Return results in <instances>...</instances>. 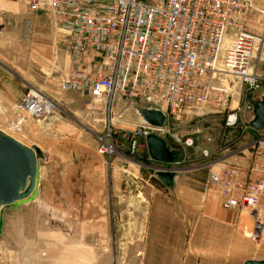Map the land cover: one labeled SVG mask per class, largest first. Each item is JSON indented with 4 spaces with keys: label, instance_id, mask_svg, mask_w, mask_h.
I'll return each instance as SVG.
<instances>
[{
    "label": "rangeland",
    "instance_id": "374dc122",
    "mask_svg": "<svg viewBox=\"0 0 264 264\" xmlns=\"http://www.w3.org/2000/svg\"><path fill=\"white\" fill-rule=\"evenodd\" d=\"M25 14L17 22L30 23V30L4 36L0 66L13 75L22 67L17 72L25 79L45 76L46 67L38 59L55 57L52 75L58 77L53 84L27 88L49 94L57 107L44 134L33 118L20 123L19 115L11 117L15 127L11 133L40 151V175L33 199L1 208L0 264H242L264 258V231L257 240L247 236L253 210H224L216 191L205 182L210 161L216 167L230 165L224 159L232 156L248 165L250 148L234 143L253 135L251 130L257 133L254 138L263 137V128L250 127L254 109L243 107L264 98V80L260 88L249 89L241 80L229 78L232 91L221 112L169 117L170 132L156 134L178 155L174 161L161 162L149 155L143 135L133 134L138 114L132 102L123 100L114 108L112 131L105 136L103 106L59 88V28L46 14L28 10ZM250 14L254 22L244 26L259 32L263 23L254 3ZM31 56L36 65L30 63ZM263 63L258 62L261 67ZM237 104L241 121L228 129L224 117ZM37 134L43 145L36 144ZM96 134L112 145V153L99 151ZM133 137L137 142L132 151ZM185 138L193 139L191 146ZM204 148L209 156L201 153ZM163 170L172 173L171 186L159 176Z\"/></svg>",
    "mask_w": 264,
    "mask_h": 264
},
{
    "label": "built area",
    "instance_id": "2783aa9c",
    "mask_svg": "<svg viewBox=\"0 0 264 264\" xmlns=\"http://www.w3.org/2000/svg\"><path fill=\"white\" fill-rule=\"evenodd\" d=\"M25 3L28 11L46 14L54 28L66 32L60 45L71 65L61 74L59 88L76 91L89 103L103 106L104 126L108 129L105 136H110L113 110L123 100L164 110L163 128L140 120L134 124L138 128L133 134L139 133L146 140L150 133L170 132L169 117L176 120L182 114L199 116L224 110L232 91L229 78L241 80L249 89L260 88L264 80V63L263 67L258 64L264 62V0ZM253 3L263 23L259 32L244 26L254 22L250 14ZM56 107V100L31 87L17 103L14 114L20 120L33 118L44 127ZM243 109L253 106L248 103ZM240 111L238 104L228 110L223 122L226 128L239 125ZM96 136L99 151L112 153V145ZM184 143L191 146L193 139L185 138ZM249 148L247 167L236 163L216 167L208 162L205 182L216 191L224 210H253L247 236L257 240L264 229V136L250 141L245 146ZM201 153L210 155L207 148Z\"/></svg>",
    "mask_w": 264,
    "mask_h": 264
},
{
    "label": "water",
    "instance_id": "95a60500",
    "mask_svg": "<svg viewBox=\"0 0 264 264\" xmlns=\"http://www.w3.org/2000/svg\"><path fill=\"white\" fill-rule=\"evenodd\" d=\"M141 121L154 127L162 128L165 113L156 106H133ZM254 117L250 123L256 128L264 127V98L254 104ZM149 155L161 162H171L177 158L176 150H169L166 141L155 133L148 134ZM39 149L28 146L13 136L0 130V233L3 224L1 208L31 200L37 191L39 179ZM162 181L171 186L173 175L170 171H159ZM242 264H264V258L246 259Z\"/></svg>",
    "mask_w": 264,
    "mask_h": 264
},
{
    "label": "crops",
    "instance_id": "0c3cea01",
    "mask_svg": "<svg viewBox=\"0 0 264 264\" xmlns=\"http://www.w3.org/2000/svg\"><path fill=\"white\" fill-rule=\"evenodd\" d=\"M27 7L26 3L24 0H0V43L3 41L4 36L6 38H11L12 36L9 35V33H13L15 31H24L25 29L30 30V23L29 25L17 22L20 17H25L27 14ZM13 19L17 23H6L7 20ZM58 31V30H57ZM60 32V39L65 35L64 31L59 29ZM28 49H25V53ZM4 54V49L0 44V57ZM48 55V54H47ZM32 60L30 61L31 64L36 65L33 62V59L35 57L31 56ZM38 63L42 66L43 69L46 70L47 73L45 76H35L33 74L31 78H24L23 73L17 72L18 69L20 71L22 70V67H17L15 69L16 74H10L8 72L3 71V67L0 66V130L3 132H6L7 134L15 137L13 133H11V130H15V127L12 126V116L14 115L15 112V107L18 102H20L21 98L23 97L24 93L28 90L27 86L31 85H40V86H49L53 84V79L56 80L58 77H54L53 70L56 65V60L55 57L46 58L45 60L41 59ZM58 70L60 71V75L64 72L67 71V69L70 67L71 62L68 56H66L64 50L61 48L58 54ZM62 72V73H61ZM53 76V77H51ZM48 82V83H47ZM47 83V84H46ZM41 90V89H40ZM42 91V90H41ZM43 92V91H42ZM44 93V92H43ZM75 93V92H74ZM45 94V93H44ZM51 97L49 94H45ZM53 100H55L53 97H51ZM256 102V101H255ZM163 110V109H162ZM164 111V110H163ZM18 117H16L17 119ZM252 119V118H251ZM139 120V117L137 118ZM20 122H23L24 120H19ZM49 123V122H48ZM48 127V126H47ZM47 127L40 126V131L41 134H44L47 130ZM255 129V127H254ZM257 129V128H256ZM264 129V127H263ZM10 130V131H9ZM251 134L249 137L242 136L241 140L236 141L234 144L237 145V147H243L244 145L246 146L250 141H253L256 138L253 136L256 135L257 133L253 130H251ZM37 137V145H43V141L40 139V134L35 135ZM264 136V134H263ZM19 140V139H18ZM41 140V141H40ZM168 146V145H167ZM244 146V147H245ZM171 150V148H169ZM239 158V157H238ZM248 158V157H247ZM225 162H228V164H238L241 167H247L246 162L242 161L241 159H233L232 156L227 157L224 159ZM238 160V161H237Z\"/></svg>",
    "mask_w": 264,
    "mask_h": 264
},
{
    "label": "bare ground",
    "instance_id": "6f19581e",
    "mask_svg": "<svg viewBox=\"0 0 264 264\" xmlns=\"http://www.w3.org/2000/svg\"><path fill=\"white\" fill-rule=\"evenodd\" d=\"M227 43H230V41L228 40ZM237 95H238V94H237ZM138 106H140V105L138 104ZM150 106H151V105H150ZM141 107H145V106H142V105H141ZM253 107H254V106H253ZM134 110H135V109H134ZM92 114H93V113H92ZM254 115H255V113H254ZM254 115H253V116H254ZM138 117H139V116H138ZM139 120L141 121L140 117H139ZM141 122H142V121H141ZM249 122H250V121H249ZM142 123H143V122H142ZM255 128H256V127H255ZM156 135H157V134H156ZM157 136H158V135H157ZM14 138H15V137H14ZM19 141H20V140H19ZM166 145H167V143H166ZM167 147H168V146H167ZM168 149H169V147H168ZM169 150H170V149H169ZM177 153H178V152H177ZM173 161H174V160H173ZM172 179H173V178H172ZM263 231H264V229H263ZM263 231H262V233H263Z\"/></svg>",
    "mask_w": 264,
    "mask_h": 264
}]
</instances>
